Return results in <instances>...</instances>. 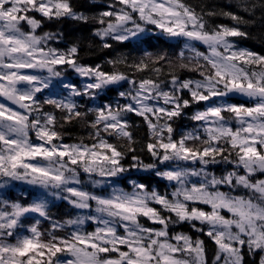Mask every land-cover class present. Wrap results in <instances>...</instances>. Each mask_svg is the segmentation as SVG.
<instances>
[{"label":"snow or ice","instance_id":"1","mask_svg":"<svg viewBox=\"0 0 264 264\" xmlns=\"http://www.w3.org/2000/svg\"><path fill=\"white\" fill-rule=\"evenodd\" d=\"M109 8L94 18L101 27L93 35L103 48L112 47L109 40L139 41L153 26L154 35L182 42L176 61L144 51L139 59L109 60L107 72L81 64L76 44L49 46L59 35L38 33L43 20L30 14L87 23L71 0H0V98L8 102H0V264H244V249L261 253L264 264V55L232 39L247 38L239 25L250 21L197 11L185 0H116ZM216 15L234 25H210L206 17ZM176 68L199 78H182ZM69 70L87 82L68 81ZM122 84L129 90L119 95L129 103L80 110L76 98L95 101ZM201 104L189 117L196 126L178 132L176 118ZM89 113L93 119H86ZM130 113L147 125L146 143L130 130ZM81 119L92 129L91 143L65 142L58 127ZM213 165L231 168L216 175ZM133 169L167 181L171 192L131 179L130 189L120 187ZM13 182L38 189L37 197L30 203L7 198L3 190ZM49 197L89 212L55 219ZM184 224L215 244L211 261L203 239L173 230Z\"/></svg>","mask_w":264,"mask_h":264},{"label":"trees","instance_id":"2","mask_svg":"<svg viewBox=\"0 0 264 264\" xmlns=\"http://www.w3.org/2000/svg\"><path fill=\"white\" fill-rule=\"evenodd\" d=\"M186 3L196 7L197 11H212L216 13L220 12H232L238 16L243 17L245 20L250 21L248 24H241L239 27L241 30L248 33L247 38H233L239 46L247 48L251 51L257 52L261 55H264V9H261L260 4L262 0H185ZM255 3L257 5L254 13L244 11L246 5ZM116 4V0H71V5L73 9L87 16L88 22L84 23L81 21H76L68 18L63 19H53L47 20L46 18H41L43 20L42 28L38 30V33L43 32H56L59 33L60 38L63 41V49L66 50L70 45L76 44L79 48V62L84 65L96 66L100 65L101 69L104 71H111L112 65L108 64L109 60L117 58H127L131 61L133 58L139 59L144 51H149L152 53H167L173 61H176V54L180 51L182 43L177 41L167 40L159 35L149 34L143 36L141 40L129 41L123 44L109 40L108 42L112 44V47L105 49L102 47V41L99 37L93 35L95 29L101 27L94 18L99 17L100 13L106 10H112L109 8V5ZM118 8L119 5L117 4ZM210 25L215 24H227L233 26L234 22L230 19L222 16L216 15L212 17H206ZM122 70L128 71L123 65L120 66ZM175 71L179 73L182 78H199L198 73L188 72L176 68ZM148 75V73H137L136 76ZM163 78V77H162ZM114 87H110V95L113 94ZM187 96V95H186ZM105 99L111 98L102 97ZM235 102H242L241 99H235ZM91 107L90 103L85 102L81 111H85L86 108ZM45 110L55 111L49 106ZM193 106L189 109H185V116L192 114ZM57 116L61 115L59 112L56 113ZM94 116L92 113H89L86 119H93ZM126 119L131 125L130 130L132 131L134 137L140 144L146 143L148 139V129L147 125L144 123L142 117H138L134 114H127ZM185 118L183 115L175 120V127L178 132H182V124H184ZM58 131L64 133V140L77 141L80 142L81 139L85 143H91L88 139L89 134L92 129L87 126L84 119L80 121H73L71 124L65 125L63 129L58 127ZM110 140L114 138L109 137ZM114 142H116L114 140ZM139 144L137 148H139ZM141 159L148 163L151 161V157L146 152L137 153ZM125 165L131 163L130 160L126 159L123 161ZM211 170L216 173H222L225 167L231 168V166L226 165H213L210 166ZM127 179L125 180L126 176ZM128 179H134L138 182L147 183L150 188L157 187L162 193L165 192L169 187L167 182L151 175L150 173L137 171L135 169L131 170L129 173L124 174V179L120 180V184L123 187H129L127 185ZM16 188L8 189L4 192L7 198L11 200H19L21 203H30L31 198L35 195L36 191L29 190L28 192H17ZM227 190V189H223ZM243 190H241V193ZM201 207H206L201 205ZM50 215L53 218H64L72 215L71 210L68 209V205L61 201L57 206H54L50 209ZM31 221H28L30 223ZM48 226L47 221L41 223V228L45 229ZM174 231L186 232L191 235L193 238L199 237L205 242L206 255L211 261L216 252L215 244L202 233H197L192 230L187 224L175 226ZM244 264H259V258L261 253H256L255 255H249L247 249H244Z\"/></svg>","mask_w":264,"mask_h":264},{"label":"rangeland","instance_id":"3","mask_svg":"<svg viewBox=\"0 0 264 264\" xmlns=\"http://www.w3.org/2000/svg\"><path fill=\"white\" fill-rule=\"evenodd\" d=\"M152 31L149 32V34H153L154 32H157L158 30H155L153 28V26H148ZM148 34V35H149ZM158 35V34H156ZM233 39V38H232ZM171 41H175V40H171ZM182 43V42H181ZM238 45V44H237ZM49 46H51V44L49 43ZM239 46V45H238ZM53 47V46H51ZM198 47V46H197ZM241 48H244L242 46H239ZM200 48V47H199ZM201 51H206L205 47L204 48H200ZM65 77L68 79V81H71V82H75L78 86L82 85L83 83L87 82L85 78H81L79 77L77 74H75L74 72H72L71 70L65 72ZM186 78V77H185ZM198 79V78H196ZM55 83V82H54ZM114 87V86H112ZM115 89H113V94L110 95V88L108 89H105L101 94L100 96L95 100V101H89L87 98H83L82 100L80 98H76L78 100L79 103H81L82 105H84L85 102L87 103H90L91 104V107L93 106H99V105H102V104H106V103H109L111 102L112 105L115 107L117 103L119 104H126V103H129L130 100H126L125 98L121 97L119 95V92H126L129 90V86L127 84H122L120 86H115L114 87ZM57 91H60V89H57ZM108 96H111V98H108V99H105V98H102V97H108ZM185 98H187L186 94H185ZM235 99H241V101L243 102V99L244 98H241V97H236ZM0 102H3V103H7V101H4L3 98H0ZM235 102V101H234ZM47 105L44 106V108L47 109ZM203 107V104L201 105H193V110H192V113H194L197 109H202ZM46 111H49V110H46ZM192 114H188V116H185L183 115V117L185 118V121H184V124H182V131H187V130H192L195 126H196V122L192 121L189 117L191 116ZM127 116V115H126ZM126 118V117H125ZM233 127H235V125H233ZM31 137L33 140H35V134L34 133H30ZM110 139V138H109ZM65 142L67 143H78L77 141H70V140H64ZM114 142V140H112ZM213 171V170H212ZM216 175H221L222 173H216L215 171H213ZM127 175V174H126ZM81 177L82 179L84 180H87V177H86V174H83L81 173ZM128 175L126 176L125 180L127 179ZM195 179V178H193ZM130 179L127 180V185L129 187H123L119 182V186L122 187V188H125L126 190L127 189H130V184L128 183ZM131 180H134V179H131ZM165 181V180H164ZM167 182V181H166ZM167 186L169 187L166 191L167 192H171L172 190V187L168 184L167 182ZM87 187L89 188V190H92V191H96L98 194H102L103 190L102 189H91L90 185H87ZM10 188H16L17 192H28L29 190H34L36 191L35 195L31 198L30 202L32 200H34L36 197H37V194L39 192L38 189L32 187V186H29L23 182H13L8 188L4 189L3 191L5 192L7 189H10ZM157 191L161 192L157 187H154ZM165 191V192H166ZM162 193V192H161ZM49 200V212H50V209L54 206H57L61 201L65 202L67 204L66 201L64 200H57V199H54L52 197H49L48 198ZM68 205V204H67ZM68 209L71 210L72 212V215H76V214H87L89 212V210H79V209H74L72 208L70 205H68ZM95 214V213H93ZM226 214V213H225ZM227 215V214H226ZM64 218H67V217H64ZM62 218V219H64ZM55 219H61V218H55ZM142 222H144L146 225L148 226H151L149 224L148 221L146 220H143ZM95 227V225H92L90 222L88 224L85 225V229L87 231H91L93 230ZM122 231V230H121ZM23 234H28L27 232H23Z\"/></svg>","mask_w":264,"mask_h":264},{"label":"flooded vegetation","instance_id":"4","mask_svg":"<svg viewBox=\"0 0 264 264\" xmlns=\"http://www.w3.org/2000/svg\"><path fill=\"white\" fill-rule=\"evenodd\" d=\"M31 15H35L38 19H41L42 17H40V15L38 13H30ZM57 45L62 46V41L61 38H59L56 42Z\"/></svg>","mask_w":264,"mask_h":264},{"label":"water","instance_id":"5","mask_svg":"<svg viewBox=\"0 0 264 264\" xmlns=\"http://www.w3.org/2000/svg\"><path fill=\"white\" fill-rule=\"evenodd\" d=\"M198 46L204 47L203 45H199V44H198Z\"/></svg>","mask_w":264,"mask_h":264}]
</instances>
